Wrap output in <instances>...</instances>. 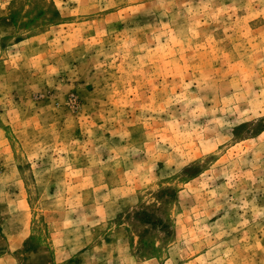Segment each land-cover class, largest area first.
<instances>
[{"label": "rangeland", "instance_id": "obj_1", "mask_svg": "<svg viewBox=\"0 0 264 264\" xmlns=\"http://www.w3.org/2000/svg\"><path fill=\"white\" fill-rule=\"evenodd\" d=\"M0 264H264V0H0Z\"/></svg>", "mask_w": 264, "mask_h": 264}]
</instances>
